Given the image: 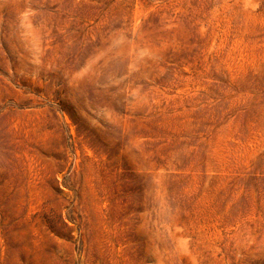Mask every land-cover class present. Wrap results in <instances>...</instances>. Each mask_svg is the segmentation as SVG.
<instances>
[{"label": "rangeland", "instance_id": "374dc122", "mask_svg": "<svg viewBox=\"0 0 264 264\" xmlns=\"http://www.w3.org/2000/svg\"><path fill=\"white\" fill-rule=\"evenodd\" d=\"M0 264H264V0H0Z\"/></svg>", "mask_w": 264, "mask_h": 264}]
</instances>
